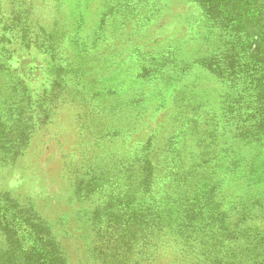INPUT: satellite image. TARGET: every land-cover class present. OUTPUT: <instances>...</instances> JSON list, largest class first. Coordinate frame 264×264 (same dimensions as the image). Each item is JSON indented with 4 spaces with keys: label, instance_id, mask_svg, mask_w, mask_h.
Segmentation results:
<instances>
[{
    "label": "rangeland",
    "instance_id": "1",
    "mask_svg": "<svg viewBox=\"0 0 264 264\" xmlns=\"http://www.w3.org/2000/svg\"><path fill=\"white\" fill-rule=\"evenodd\" d=\"M216 1L0 0V264H264L256 36Z\"/></svg>",
    "mask_w": 264,
    "mask_h": 264
},
{
    "label": "trees",
    "instance_id": "2",
    "mask_svg": "<svg viewBox=\"0 0 264 264\" xmlns=\"http://www.w3.org/2000/svg\"><path fill=\"white\" fill-rule=\"evenodd\" d=\"M218 4L230 8H219L215 7L213 3H208L209 13L216 17L218 15H222L228 22H231L232 26L237 27L239 30H247V32H252L256 36L254 41V46L250 53L249 62L241 64L242 73L234 70L231 67H227L230 74L233 75L234 79L237 83H246L247 85H243V87H250L251 94L253 96L252 105L250 107V113L253 115L255 119L254 125L256 128H262L264 130V10L262 6H257L258 0H217ZM223 6V5H222ZM254 10V11H251ZM235 11V13H232ZM246 20V21H245ZM244 23L245 27L241 25ZM255 24H260V27H255ZM258 26V25H257ZM245 28V30H244ZM252 28V29H251ZM253 30V31H252ZM240 67V65H237ZM261 71V72H259ZM244 98V97H243ZM17 206L15 202L11 201V205L8 203L5 204L6 213H10L11 207ZM24 224L28 223L30 228L33 230L36 229V224L34 221H27L23 217L20 218ZM40 233L35 232L34 234L37 236ZM185 236V235H184ZM38 247L32 248L28 251H25L28 254V257L37 258L39 262L41 259L44 261L40 264H51L48 263L49 248L47 247V238L42 235L37 236ZM175 245V243H174ZM255 259L263 258L264 260V252L259 253L258 256H253ZM218 260H222L219 258ZM65 264V263H59ZM203 264V263H198ZM213 264H217L214 263ZM220 264V263H219ZM261 264V263H260Z\"/></svg>",
    "mask_w": 264,
    "mask_h": 264
}]
</instances>
